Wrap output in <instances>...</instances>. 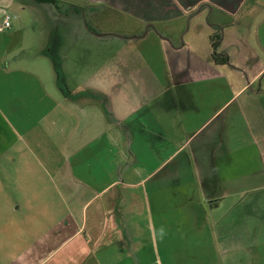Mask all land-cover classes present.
Segmentation results:
<instances>
[{"label": "crops", "instance_id": "1", "mask_svg": "<svg viewBox=\"0 0 264 264\" xmlns=\"http://www.w3.org/2000/svg\"><path fill=\"white\" fill-rule=\"evenodd\" d=\"M16 2L0 0V23L6 9ZM247 2L240 0L237 10L250 8ZM198 13L174 15V19L163 15L181 22L172 34L149 24L145 32L133 31L131 37L157 32L174 52L183 46L192 48V40L186 41V37ZM163 18L148 17L147 21L155 23ZM10 32L13 35L15 30ZM215 36L213 33L211 47L217 42ZM258 40V50L251 47L256 53L252 50V59L247 60V67L252 65L249 69L233 59L231 49L221 47L224 38L216 51L229 57L227 63L218 65L213 60L212 47L211 61L201 64L194 57L180 75L171 70L167 84L142 92L144 99H152V107L144 102L139 109L128 111L119 91L122 100L113 103L110 120L98 123L102 125L98 137L104 139L90 135L89 145L81 147L80 117L74 109L87 103L77 100L64 108L58 98L51 107L46 99L38 102V97H44L38 92L50 87L46 78L31 68L29 56L26 67L3 70L0 264H141L138 224L131 217L134 207L141 205L140 196L144 197L142 205L151 212V196L161 197L175 221L173 226L181 233L196 225L187 221L192 205L188 203L195 200V193L206 205V223L211 227L251 231L242 222L252 213V200L259 202V211L264 209V33L258 34ZM15 47L20 51L19 44ZM239 55L244 56L243 49ZM243 72L248 76L243 78ZM104 79L110 83L114 75L105 74ZM93 90L100 96L98 88ZM144 113L150 124L143 123ZM75 118L74 133L56 135L60 123L73 124ZM143 155L148 159L145 163L133 162ZM237 184H255L263 192L253 196V187L239 192ZM234 216L239 219L235 221ZM161 225L163 229L171 227L167 219H162ZM149 226L156 234V225L149 221ZM263 230L264 226H258L259 232ZM197 241L199 245L200 239ZM212 241L215 250L222 246L241 249L225 251L230 263L246 262L241 256L230 258L246 250L244 246L217 238ZM255 261L264 264L260 257Z\"/></svg>", "mask_w": 264, "mask_h": 264}, {"label": "rangeland", "instance_id": "2", "mask_svg": "<svg viewBox=\"0 0 264 264\" xmlns=\"http://www.w3.org/2000/svg\"><path fill=\"white\" fill-rule=\"evenodd\" d=\"M239 1L235 0V3L230 0H59L56 6L39 3L36 0H17L15 5L6 9L4 15V18L7 14L12 16V25L0 36V79L3 70L12 71L23 65L26 67L29 56L30 63H33L31 68L46 78L50 87L47 91L42 89L38 92L39 96H44L38 97L36 99L38 102L46 99L47 107H51L56 102L55 98H58L64 103V108L75 105L77 100L81 104L87 103L85 107H77L80 108L77 111L74 109L80 117L77 119L79 121L77 124L80 127L78 134L82 143L78 145L87 146L90 135L96 139H104L105 136L98 137L102 134V125L98 123L110 120L114 112L113 103L122 100L119 91L123 92V101H127L128 111L139 109L144 102L152 107V99L150 97L144 99L142 92L146 91L147 87L152 89L167 84L170 71L180 75L184 71L183 66H188L187 63L190 60L194 61V57L201 64L211 61L209 52L211 50L213 52L210 43L213 33L221 40L225 38L221 47L231 49L233 59L247 67V60L252 59L251 47L255 45L254 49L258 50L256 45L259 43L258 34L264 33V0H248L246 4L251 7L240 11L237 10ZM228 5L234 6L235 9L226 10L225 6ZM197 12L199 13L191 24L193 30L186 37V41L192 40V48L183 46L174 52L157 32L138 38L131 37L133 31L145 32L149 24L159 27L162 32L172 34L174 28L178 31L181 22L171 20L174 19L171 17L182 14L189 16ZM163 15H168L171 19L163 18ZM158 16L163 19L155 23L147 21L148 17ZM213 23L220 25L215 27ZM12 29L15 32L10 35ZM197 29L201 31L197 33ZM16 44H19L20 51H17ZM239 49H243L244 56L239 55ZM253 51L255 54V50ZM24 54L25 57L21 60ZM208 70L204 71L208 72ZM105 74H113L114 80L110 83L106 79L101 80ZM240 75L243 78L248 76L245 72ZM157 77L161 81L155 79ZM93 87L98 88L100 96L95 94ZM92 109L96 110V113ZM88 111L90 114L87 116ZM143 118V123L150 124L146 115ZM73 121V124L60 123L55 131L56 135L61 134L64 137L73 132L76 118ZM2 122L0 119V124H3ZM1 140L0 132V147ZM112 147L117 151L115 145ZM85 150L89 151V147ZM115 151L111 153L114 155ZM144 160H148L144 155L136 156L133 162L145 163ZM99 163L100 168L102 162ZM2 169L3 166H0V179L4 173ZM235 186L236 191L239 192L253 187V196L263 192V189L260 190L255 184L251 187H247V184ZM142 198L144 197L140 196L141 205L137 204L134 207L131 216L138 224L137 243L142 252L141 264L162 262L164 264H236L230 263L228 255L225 254L230 248L226 249L222 246L215 250L212 246L214 238L220 241L229 240L232 241L230 245L247 248L238 254L232 253L234 255L229 256L232 259L241 256L246 260L244 264H256L255 260L259 257L264 261V256H259V252L264 248V230L258 231V226H264V209L259 211L258 201L252 200V213L246 215L242 222V225L252 229L251 231H220L206 223L208 222L206 205L200 195L195 193V200L188 203L192 205L190 212L187 213V221L196 225L181 233L176 226H173L175 221L169 215L168 206L161 197L151 196L153 212L142 205ZM234 218L235 221L239 219L236 216ZM162 219H167L171 227L166 226L167 228L163 229ZM149 221L150 224L152 221L156 225L157 237L150 231ZM218 234L224 236L218 238ZM198 239L201 241L199 245Z\"/></svg>", "mask_w": 264, "mask_h": 264}, {"label": "trees", "instance_id": "3", "mask_svg": "<svg viewBox=\"0 0 264 264\" xmlns=\"http://www.w3.org/2000/svg\"><path fill=\"white\" fill-rule=\"evenodd\" d=\"M37 2L39 3H49V4H55L56 6H58V3H59V0H36ZM215 39L216 40H219V42L221 41V38L216 35L215 36ZM219 42H215L213 43V49H214V52H213V60L218 63V65H222V64H225L229 61V57L226 56L225 54H219V52L216 51V47L218 46Z\"/></svg>", "mask_w": 264, "mask_h": 264}, {"label": "built area", "instance_id": "4", "mask_svg": "<svg viewBox=\"0 0 264 264\" xmlns=\"http://www.w3.org/2000/svg\"><path fill=\"white\" fill-rule=\"evenodd\" d=\"M11 19H12V16L10 14H7L5 16V18L3 19V23L0 26V32L11 27V25H12L11 24Z\"/></svg>", "mask_w": 264, "mask_h": 264}]
</instances>
